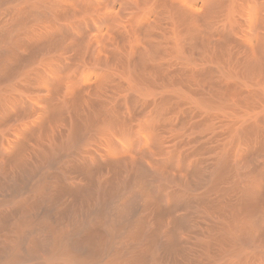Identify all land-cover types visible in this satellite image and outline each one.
I'll use <instances>...</instances> for the list:
<instances>
[{"label": "bare ground", "instance_id": "bare-ground-1", "mask_svg": "<svg viewBox=\"0 0 264 264\" xmlns=\"http://www.w3.org/2000/svg\"><path fill=\"white\" fill-rule=\"evenodd\" d=\"M0 264H264V0H0Z\"/></svg>", "mask_w": 264, "mask_h": 264}]
</instances>
